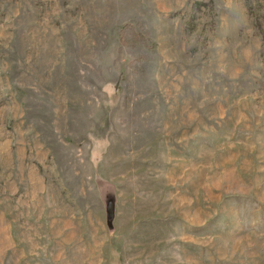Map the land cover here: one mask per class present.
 I'll use <instances>...</instances> for the list:
<instances>
[{"label": "rangeland", "instance_id": "374dc122", "mask_svg": "<svg viewBox=\"0 0 264 264\" xmlns=\"http://www.w3.org/2000/svg\"><path fill=\"white\" fill-rule=\"evenodd\" d=\"M0 264H264V0H0Z\"/></svg>", "mask_w": 264, "mask_h": 264}]
</instances>
